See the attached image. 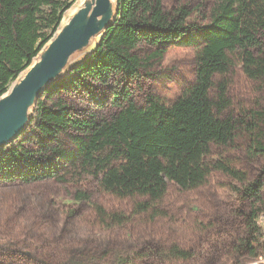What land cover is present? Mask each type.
<instances>
[{
    "label": "trees",
    "instance_id": "1",
    "mask_svg": "<svg viewBox=\"0 0 264 264\" xmlns=\"http://www.w3.org/2000/svg\"><path fill=\"white\" fill-rule=\"evenodd\" d=\"M77 1L0 0V98L32 65ZM117 1L114 24L86 63L38 99L27 129L0 150V185L62 182L54 158L75 173L93 175L111 198L133 202L131 214L94 205L96 222L107 229L123 228L135 217L153 221L164 217L158 206L168 195L169 183L193 191L205 186L214 170L244 183L239 172L223 164L212 165L209 158L213 147L232 144L238 129L228 115L232 106L228 77L234 56H239L248 78L264 81V55L254 51L264 40V0H216L209 22L198 28L188 24L191 14L187 10L168 12L165 0ZM141 43L158 47L147 61L162 60L173 47L196 49V83L176 103L168 105L150 94L140 107L124 91L116 100L129 102L128 108L111 121L100 122L96 116L79 118L62 99L54 98L85 80L108 84L118 75L134 78L144 68L136 53ZM255 117L264 127V112ZM254 131L256 153L264 156V130L254 127ZM63 136L71 137L75 151L62 147ZM32 144L37 151L29 147ZM261 188L256 184L249 190L253 209L244 239L230 248L232 256L255 257L264 252V221L258 223L264 215ZM161 254L169 262H188L195 256L176 243ZM132 259L131 254L117 252L107 260L81 256L72 264H131Z\"/></svg>",
    "mask_w": 264,
    "mask_h": 264
},
{
    "label": "rangeland",
    "instance_id": "2",
    "mask_svg": "<svg viewBox=\"0 0 264 264\" xmlns=\"http://www.w3.org/2000/svg\"><path fill=\"white\" fill-rule=\"evenodd\" d=\"M215 3L165 0L164 5L168 12L187 10L191 14L188 24L198 28L209 22ZM99 36L98 43L103 35ZM157 49L145 43L137 46L144 68L134 78L118 75L108 84L85 80L54 98L62 99L79 118L96 116L100 122L111 121L128 108L129 102L119 104L116 100L124 91L140 107L146 105L150 94L172 105L196 83L197 51L173 47L162 60L147 61ZM254 51L264 55V40ZM233 60L228 77L232 102L228 115L238 123V129L232 144L213 147L209 163L239 172L244 183L220 170H214L207 184L193 191H182L169 183L168 195L158 206L164 217L154 221L147 216L135 217L123 228L107 229L96 222L94 205L131 214L133 202L111 198L101 191L93 175L75 173L53 158L62 182L51 179L0 185V264H72L81 256L107 260L117 252L133 255L131 264H264V252L255 257L231 253L234 242L245 237L254 202L249 190L256 184L262 185L264 204V156L256 153L254 131V127L264 130L255 117L264 112V81L248 78L238 55ZM61 144L68 151L76 150L70 136H63ZM29 147L38 150L36 144ZM81 195L85 199L79 200ZM262 221L264 218L258 223ZM175 243L192 250L194 258L188 262L166 260L162 250Z\"/></svg>",
    "mask_w": 264,
    "mask_h": 264
},
{
    "label": "water",
    "instance_id": "3",
    "mask_svg": "<svg viewBox=\"0 0 264 264\" xmlns=\"http://www.w3.org/2000/svg\"><path fill=\"white\" fill-rule=\"evenodd\" d=\"M109 7L110 6H105L95 16L100 17L103 13L108 12ZM118 13L119 5L118 1L116 0L115 10L113 14L110 15L106 22H104L103 24L104 28L102 30V35H104L107 29L113 26ZM93 19L94 18L90 17L88 26L84 28V31L80 34L76 41L71 44L69 43V45H65L63 48H61V50L58 51L57 55L53 57L50 56L45 62L42 69L33 73L15 96L0 104V150L12 143L27 129L32 120L34 109L36 107L35 105H37L38 99L50 89L62 83L67 78V76H65L59 78L56 81V79H53L52 77L61 67H63L65 62L85 44L89 33L90 23ZM43 49L41 50V52L43 51ZM90 55L70 70L86 63ZM34 93L36 94V97L33 101L31 110H29V104L33 99ZM2 97L0 98V100L2 99Z\"/></svg>",
    "mask_w": 264,
    "mask_h": 264
},
{
    "label": "bare ground",
    "instance_id": "4",
    "mask_svg": "<svg viewBox=\"0 0 264 264\" xmlns=\"http://www.w3.org/2000/svg\"><path fill=\"white\" fill-rule=\"evenodd\" d=\"M115 2L116 0H79L69 14L64 17L53 39L36 57L32 65L11 85L8 92L0 100V104L15 96L25 85L30 76L42 69L50 56L53 57L57 55L58 51L65 45H69V43L71 44L76 41L84 31V28L88 26L90 17L94 18L90 23L89 33L85 44L65 62L63 67H61L52 78L57 81L59 78L67 76L70 69L89 56L94 50V46L98 44L99 35L103 33V24L115 10ZM105 6H110L108 12L103 13L100 17H96L95 15ZM111 6L113 8H111ZM35 97L36 94L34 93L33 99L29 104V110H31Z\"/></svg>",
    "mask_w": 264,
    "mask_h": 264
},
{
    "label": "built area",
    "instance_id": "5",
    "mask_svg": "<svg viewBox=\"0 0 264 264\" xmlns=\"http://www.w3.org/2000/svg\"><path fill=\"white\" fill-rule=\"evenodd\" d=\"M264 217H262L261 219H263Z\"/></svg>",
    "mask_w": 264,
    "mask_h": 264
}]
</instances>
